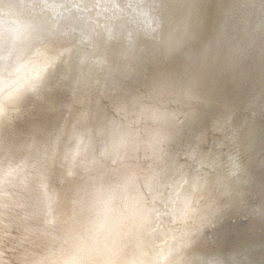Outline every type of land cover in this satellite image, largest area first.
I'll list each match as a JSON object with an SVG mask.
<instances>
[{
  "label": "bare ground",
  "instance_id": "obj_1",
  "mask_svg": "<svg viewBox=\"0 0 264 264\" xmlns=\"http://www.w3.org/2000/svg\"><path fill=\"white\" fill-rule=\"evenodd\" d=\"M227 17L264 0H0V264H264V44Z\"/></svg>",
  "mask_w": 264,
  "mask_h": 264
},
{
  "label": "rangeland",
  "instance_id": "obj_2",
  "mask_svg": "<svg viewBox=\"0 0 264 264\" xmlns=\"http://www.w3.org/2000/svg\"><path fill=\"white\" fill-rule=\"evenodd\" d=\"M249 5L253 9L256 7L254 3H249ZM227 24H228L227 31L230 36V39L228 40V49H227L228 57L234 58L245 52H248V48L250 46H252V50H255L257 52L262 51V46L264 44V20L260 21V23L251 24V23L242 22V24L237 25L233 17H227ZM257 24L260 25L259 29H258ZM176 27H177V24H176ZM172 31H174V28L170 30V32ZM249 31H251V39L248 40L247 42H244L245 39L241 40V35L247 34ZM209 51H215L214 44L207 43L202 49V51L199 53L205 54ZM248 65L251 67L248 69L249 80L252 81L256 78L257 73H258L257 56H254L253 60ZM252 70L253 72L251 76ZM237 79L241 80L240 78H237ZM195 158H197V156H195ZM249 198L250 200L247 203H244V208H243V211L246 214H249L253 211V208L256 206L255 202L257 201L256 199H254L256 198V196H251ZM249 198H246V199H249ZM254 237L255 236H253L249 241L252 242V240H254ZM250 246H248V248H250ZM244 248L247 250V247H242V246L238 247L236 251L240 253V256L238 258L222 257V258H219V260H217L214 264H229V263L231 264V262L232 264H247L248 258H246V255H245L246 253L244 254V252H246V250L244 251ZM104 252H105L104 258L107 263L109 258L113 257V250L112 248L108 249L107 247H105ZM203 264H211V263L203 261Z\"/></svg>",
  "mask_w": 264,
  "mask_h": 264
},
{
  "label": "water",
  "instance_id": "obj_3",
  "mask_svg": "<svg viewBox=\"0 0 264 264\" xmlns=\"http://www.w3.org/2000/svg\"><path fill=\"white\" fill-rule=\"evenodd\" d=\"M257 26H258V29H259L260 25L257 24ZM243 39H245L244 42H247L248 40H250L251 39V31H249L247 34H242L241 35V40H243ZM240 220H243V219L241 218Z\"/></svg>",
  "mask_w": 264,
  "mask_h": 264
}]
</instances>
